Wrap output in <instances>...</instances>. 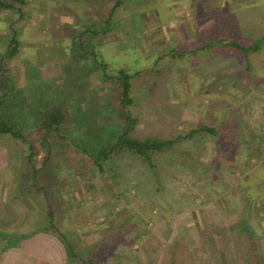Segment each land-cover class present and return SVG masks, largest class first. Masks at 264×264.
I'll list each match as a JSON object with an SVG mask.
<instances>
[{"label":"rangeland","instance_id":"obj_1","mask_svg":"<svg viewBox=\"0 0 264 264\" xmlns=\"http://www.w3.org/2000/svg\"><path fill=\"white\" fill-rule=\"evenodd\" d=\"M79 2L10 0L14 10L0 9V40L16 29L24 55L3 52L0 81L25 102L11 100L17 116L4 106L0 113L13 125L29 122L16 125L21 139L0 137V228L15 233L0 262L82 264L67 260L66 237L75 254L93 251L99 264H264V203L247 199L264 192V70L254 83L239 55L189 54L222 27H235L244 43L264 37V0H97L85 17ZM112 43L134 56L117 58ZM91 47L103 59L83 56ZM119 70L132 76L124 107ZM56 106L66 111L69 142L47 137L46 160L34 121ZM127 114L132 137L175 142L153 153V168L106 152ZM200 128L215 132L186 138ZM28 147L32 167L46 164L35 179Z\"/></svg>","mask_w":264,"mask_h":264},{"label":"trees","instance_id":"obj_2","mask_svg":"<svg viewBox=\"0 0 264 264\" xmlns=\"http://www.w3.org/2000/svg\"><path fill=\"white\" fill-rule=\"evenodd\" d=\"M14 2L16 1H20L22 2V4L24 3V0H13ZM14 5L13 3H10V0H0V9L6 11V10H14ZM16 9V8H15ZM18 11H20L19 9H17ZM209 14H211V12H208ZM214 16H216V13L214 14ZM262 19H263V23H264V13L262 14ZM108 21L109 19H107L105 21V24L108 25ZM110 23V21H109ZM218 27H220L218 25ZM222 31L219 32L218 34H214V30L211 31V37H209L208 39L202 41L201 43H199L198 45H196V48H194L189 54L191 56H194L196 58L198 57H202L204 60H209L217 55H226L225 52L230 51L231 53H233V56L235 57V55H239L241 57V61L244 63V69L245 72H247L248 75V79L254 83H258V77L257 79L254 78L255 75H257V73H259V70L262 71L264 70V37H257L256 39H251L250 43H244L240 37L237 35V30L235 27H232L231 29L229 28H225L222 27L220 28ZM9 32L11 33V39L9 40V42H3L2 40H0V73L4 74L5 72V63H4V59L2 54L3 52L6 50L7 55L9 58H13V57H23L24 55H17L18 51L21 50V47L18 45V40L16 38V34H17V30L10 27L9 28ZM82 32V31H81ZM81 32H79L77 34V42L76 44H79V47H83V41L81 40V38L79 37L81 35ZM98 33V35H100V32H90L89 30H87L85 32V36H89L92 35L94 37V34ZM102 35H106L107 33V29H104L103 32H101ZM93 51L91 52H87L84 49L83 51V56L86 57H90V54L93 55L92 56V61H97V56L98 58H102V51L101 53L98 52V54L96 53V51L94 49H92ZM78 54H82V52L78 51ZM182 54H178V56H180ZM95 57V58H94ZM103 59V58H102ZM103 61V60H102ZM104 62V61H103ZM103 62L100 63L101 66V70L105 73L106 70V64H104ZM106 74V73H105ZM107 76V75H105ZM132 78L131 75L127 74L125 70H119L116 75L114 76V79L116 80L117 84L119 85V88L121 89V97H116V99H118V102L121 103V105H123V107L125 106V102L127 99V95H128V91L130 89V79ZM3 79V78H2ZM11 81H8V84L6 82H3V80L0 81V88L2 89V94L0 95V108L2 106L6 107V109H10L11 107H13L12 105L10 106V102L11 100L16 102V103H25L21 99H18L19 95H21V92L17 94H12L9 95V93L11 94L12 92V88H13V84H11ZM16 92V91H15ZM17 93V92H16ZM23 96V95H21ZM26 100V99H25ZM22 106V105H20ZM13 113V110L10 109ZM14 114V113H13ZM15 115V114H14ZM17 116V115H15ZM19 119H23L24 121L27 120L26 118H22L23 115H18ZM67 117H66V111L65 109H63L62 107H53L52 109L45 111L44 113L41 114L39 120L36 117L35 121L36 124L34 127H37V129L40 130L41 132V136L40 139L42 141V145L45 147L44 151L45 155H46V160L49 158V156H51L52 150L50 147V143L47 142L48 138L47 137H59L61 138V140L63 139L64 141L69 142V140L62 135L61 133H63L61 131L62 125L64 122H67ZM126 121L127 124L123 127V130L121 132H119V134L116 137V140L114 142V144L112 145V147L109 148V150H107L106 152L112 153V155H121L122 152H127V153H131L136 155L138 158H140L141 160H143L144 162L148 163L150 165V167L153 168L152 163H150V160L152 159V155L155 152L158 153H163L166 149L171 148L174 145V141H158L156 139H137L132 137L129 134L130 128H129V123L131 124L132 120L129 117V114H127L126 116ZM19 125L17 126H22V127H29V122L26 124L25 122H19ZM16 125H13L12 123H8L5 122L1 116L0 113V137H8L12 140H17V139H21V134H23L22 132H19V130L17 129ZM201 131L204 132H210V133H214L215 131L213 129H209V128H200L199 130L196 131H191L188 136H186V138H192L194 137L196 134L200 133ZM58 139V138H57ZM184 139V138H181ZM23 141V140H22ZM71 143V142H70ZM74 147L77 146L76 144H72ZM27 151H29L28 155H27V159H28V164L31 167V172H32V179L36 178L37 172L43 167V165L45 166L46 164L43 162L39 167H32L31 166V162H30V156H31V149L28 147ZM104 154V153H103ZM108 155V153L104 154L103 157L101 156L100 158H103L106 161V156ZM35 181V180H34ZM31 186L34 187V189L37 192H45L44 191V187H35L36 184L31 183ZM250 189V188H248ZM30 190H32L30 188ZM247 191V190H246ZM16 194H21L22 192H24L22 189H18L15 190ZM247 199H253V204L256 203H264V192L262 193V195H258V193L256 192V198L254 197V193H247ZM50 222H51V218H50ZM51 225V224H50ZM241 226V230H243V234L244 232L248 234L247 229L245 227L244 222L239 224ZM15 235V233L10 232V234L4 235L2 233V230L0 228V248L2 247V245L4 244V241H6V238H9L11 236ZM245 234V235H246ZM30 235V234H29ZM239 236H241L239 234ZM62 237V236H61ZM247 237V236H245ZM63 247L66 249V253H67V260H71L72 261H78L82 264H99V258H98V254L93 252V251H88L86 253H84L83 255H79V254H75V251L73 249V247H71L69 245V241L67 240L66 237H63ZM252 251L255 252V248L254 245L252 244L251 247Z\"/></svg>","mask_w":264,"mask_h":264},{"label":"crops","instance_id":"obj_3","mask_svg":"<svg viewBox=\"0 0 264 264\" xmlns=\"http://www.w3.org/2000/svg\"><path fill=\"white\" fill-rule=\"evenodd\" d=\"M65 1H66V2L68 1L69 3H72V4H73V2L75 3V2H77V1H80L79 4L82 6V8H86V9H84V11H85V10H86V11L83 13L84 17L87 16V8L89 9L90 6L93 7V2H94L95 4H97V3H96L97 0H65ZM87 1H88V4H85V2H87ZM99 1H100V0H98V2H99ZM81 2H82V3H81ZM113 6H114V5H113ZM77 8H78V7H77ZM108 9H109V8H108ZM79 11H80V10H79ZM103 15H104V16L107 15V11H105ZM86 20H87V19H86ZM86 20H84V21L86 22ZM106 20H107V19H106ZM106 20H103V22H104V23H103L104 26L106 25V24H105V21H106ZM108 25H109V21H108ZM108 25H106V26H108ZM106 26H105V27H106ZM85 31H86V30H85ZM83 32H84V31H83ZM112 45H114V46L117 45V46H115V47L113 46V48H112L113 50L116 51V53H117V58H122L121 55H122V54H125V53H126L127 55H129V56H132V57L134 56V54H132L129 50H128V52H127V48H125L124 44H120V43H118V44L114 43V44H113V43H112ZM91 48H92V47H91ZM92 49H93V48H92ZM92 49H91V50H92ZM123 56H124V55H123ZM97 69H98V67H97ZM113 79H114V78H113ZM114 80H115V79H114ZM115 82H116V80H115ZM116 83H117V82H116ZM141 239H142V237H141ZM141 239H140V240H141ZM89 247H90V246H89ZM0 264H2V262H0Z\"/></svg>","mask_w":264,"mask_h":264}]
</instances>
